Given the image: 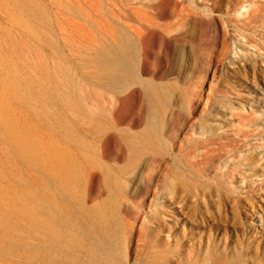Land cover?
I'll return each mask as SVG.
<instances>
[{
  "label": "rangeland",
  "instance_id": "rangeland-1",
  "mask_svg": "<svg viewBox=\"0 0 264 264\" xmlns=\"http://www.w3.org/2000/svg\"><path fill=\"white\" fill-rule=\"evenodd\" d=\"M0 264H264V0H0Z\"/></svg>",
  "mask_w": 264,
  "mask_h": 264
},
{
  "label": "bare ground",
  "instance_id": "bare-ground-1",
  "mask_svg": "<svg viewBox=\"0 0 264 264\" xmlns=\"http://www.w3.org/2000/svg\"><path fill=\"white\" fill-rule=\"evenodd\" d=\"M203 6L205 7V6H207L206 4H205V2H203ZM209 8V7H208ZM159 11V10H158ZM199 12V11H198ZM188 24V23H187ZM196 29V28H195ZM198 29V28H197ZM203 30V29H202ZM203 34H205L206 32H205V30H203ZM208 33V32H207ZM201 36V35H200ZM203 36V35H202ZM205 37V35L203 36V38ZM207 37V36H206ZM201 38V37H200ZM199 43V42H198Z\"/></svg>",
  "mask_w": 264,
  "mask_h": 264
}]
</instances>
